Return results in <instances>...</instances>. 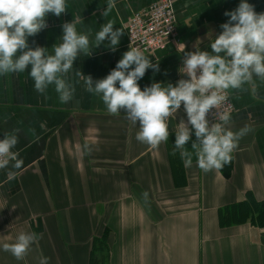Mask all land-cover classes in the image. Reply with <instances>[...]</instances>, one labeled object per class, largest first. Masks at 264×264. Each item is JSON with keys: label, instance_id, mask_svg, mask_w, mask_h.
<instances>
[{"label": "crops", "instance_id": "obj_1", "mask_svg": "<svg viewBox=\"0 0 264 264\" xmlns=\"http://www.w3.org/2000/svg\"><path fill=\"white\" fill-rule=\"evenodd\" d=\"M156 1L115 0L104 17L108 0H68L66 13L49 14L48 27L29 37L31 47L51 53L61 42L65 22H76L90 38L108 21L124 31L116 51L105 40L91 56L77 58L65 77L75 87L68 103L59 101L53 86L38 93L28 71L0 76V138L19 129L13 151L24 161L12 181L7 169L0 170V264H40L42 257L48 264H89L93 240L106 230L105 264H264V228L249 222L220 226L217 216L218 209L244 200L247 193L264 200V85L256 92L248 85V91L227 92L234 109L225 127L238 131L247 125L252 131L232 153L226 178L220 169L201 171L195 156L185 168L179 152L173 155L175 128L186 119L183 109L169 118V140L152 148L135 139L138 124L127 120L123 110L108 114L76 75L81 71L94 81L106 77L129 50L128 17ZM171 1L178 48L144 53L159 63V72L147 70L138 81L141 89L186 78L178 71L184 51L211 52L210 43L229 19L225 11L240 3ZM248 2L264 12V0ZM22 231H34L39 239L18 261L2 245Z\"/></svg>", "mask_w": 264, "mask_h": 264}, {"label": "clouds", "instance_id": "obj_2", "mask_svg": "<svg viewBox=\"0 0 264 264\" xmlns=\"http://www.w3.org/2000/svg\"><path fill=\"white\" fill-rule=\"evenodd\" d=\"M114 7L115 0H108L101 14L107 17ZM67 9L68 0H0V76L28 71L38 93L46 94L53 86L61 103L70 102L75 87L65 77L77 58L82 53L91 56L105 40L109 42L107 47L116 51L124 31L108 21L90 38L87 32L77 30L76 22H65L61 42L52 46L51 53L43 46L31 47L29 37L48 27V15L60 17ZM224 15L229 19L220 25L222 31L210 43L211 52L198 47L184 51L178 71L186 78L175 84L153 82L141 89L138 81L149 69L159 72V63L154 64L143 51L131 47L106 77L94 81L81 71L76 75L88 93L102 100L108 114L120 115L123 110L127 120L138 124L135 139L152 148L169 140V118L183 109L186 119L175 128L173 155L179 152L185 168L192 166L195 156L204 173L220 169L230 163L239 141L252 131L247 125L238 131L225 127L231 122L230 115L219 110L228 99L225 93L248 91L246 85L256 92L264 85V12L258 13L248 0H240ZM19 131L13 129L0 138V170H8L9 181L24 164L19 153L13 151L19 143ZM190 140L191 150L186 147ZM142 198L147 203L149 193L143 192ZM38 239V233L22 231L2 249L21 261ZM40 264H48V258L42 257Z\"/></svg>", "mask_w": 264, "mask_h": 264}, {"label": "built area", "instance_id": "obj_3", "mask_svg": "<svg viewBox=\"0 0 264 264\" xmlns=\"http://www.w3.org/2000/svg\"><path fill=\"white\" fill-rule=\"evenodd\" d=\"M125 28L128 48H138L150 54L165 50L169 45L178 48V31L171 0H158L144 9L132 12ZM233 109L228 95L219 110L230 115ZM209 119L213 120L211 115Z\"/></svg>", "mask_w": 264, "mask_h": 264}, {"label": "trees", "instance_id": "obj_4", "mask_svg": "<svg viewBox=\"0 0 264 264\" xmlns=\"http://www.w3.org/2000/svg\"><path fill=\"white\" fill-rule=\"evenodd\" d=\"M230 165L231 162L220 168L226 178L230 174ZM217 216L220 226L249 222L264 228V200H257L252 194L247 193L244 200L218 209ZM107 235L106 230L102 236L94 238L89 264H105L106 255L103 253H108Z\"/></svg>", "mask_w": 264, "mask_h": 264}]
</instances>
